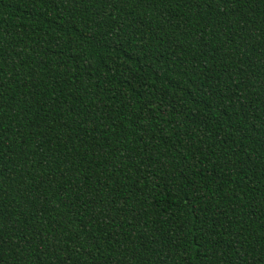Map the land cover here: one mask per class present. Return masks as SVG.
Wrapping results in <instances>:
<instances>
[{"label":"trees","instance_id":"16d2710c","mask_svg":"<svg viewBox=\"0 0 264 264\" xmlns=\"http://www.w3.org/2000/svg\"><path fill=\"white\" fill-rule=\"evenodd\" d=\"M0 264H264V0H0Z\"/></svg>","mask_w":264,"mask_h":264}]
</instances>
